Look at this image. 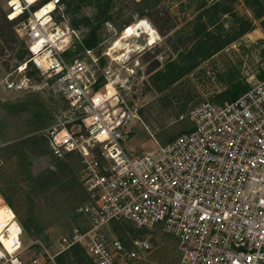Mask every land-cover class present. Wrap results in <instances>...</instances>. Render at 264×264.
Here are the masks:
<instances>
[{
	"label": "built area",
	"instance_id": "2783aa9c",
	"mask_svg": "<svg viewBox=\"0 0 264 264\" xmlns=\"http://www.w3.org/2000/svg\"><path fill=\"white\" fill-rule=\"evenodd\" d=\"M8 8L6 18L16 21L27 57L6 74L3 87L32 88L30 64L45 78L48 93L65 102L64 115L43 136L53 158L78 157L84 198L73 213L84 226L62 236L57 253L44 250L29 263L21 256L19 230L10 250L0 244V264H41L43 254L56 264L72 247L93 264H132L152 245L143 237L125 244L102 233L119 221L172 237L177 264H264V60L242 94L222 104L199 103L189 112L190 130L164 145L153 139L155 151L133 155L126 142L139 117L114 86L109 94L100 60H122L126 74L135 75L136 54L151 47L146 35L129 36V53L113 50L114 43L97 53L82 45L64 18L63 0H18ZM142 37L146 42L139 44ZM1 204L8 206L2 198Z\"/></svg>",
	"mask_w": 264,
	"mask_h": 264
},
{
	"label": "rangeland",
	"instance_id": "374dc122",
	"mask_svg": "<svg viewBox=\"0 0 264 264\" xmlns=\"http://www.w3.org/2000/svg\"><path fill=\"white\" fill-rule=\"evenodd\" d=\"M9 2L0 0V198L14 214L21 230V256L29 263L44 250L57 253L59 239L84 226L73 213L84 194L78 157L53 158L43 136L64 115L65 102L48 93L45 78L30 64L26 75L32 88L3 87L6 74L27 57L24 41L14 30L16 21L5 22ZM63 6L64 18L82 45L97 53L140 19L160 37L136 54L137 73L131 77L124 61L100 60L106 80L139 117L131 122L126 142L133 155L153 152L155 141L164 145L190 130L188 115L199 103L222 104L242 94L264 60V0H63ZM145 42L144 37L138 41ZM102 233L125 244L142 237L151 242V250L132 264L178 262L174 239L158 228L119 221L102 227ZM43 256L39 262L48 264ZM54 261L93 264L80 247Z\"/></svg>",
	"mask_w": 264,
	"mask_h": 264
},
{
	"label": "bare ground",
	"instance_id": "6f19581e",
	"mask_svg": "<svg viewBox=\"0 0 264 264\" xmlns=\"http://www.w3.org/2000/svg\"><path fill=\"white\" fill-rule=\"evenodd\" d=\"M18 0H10V4L16 3ZM27 1V0H26ZM50 5V4H49ZM47 6L48 9L51 7ZM18 15V11H15L11 14V18H15ZM149 22L144 19H140L136 21L128 30L127 32H123L121 37H118L114 40L113 50L125 48L127 53L131 52L129 46L126 45L128 38L130 35H137V34H144L147 37V45L153 46L156 44L158 38L153 30V28L148 24ZM109 94L114 93L113 82L109 81L106 86ZM2 227L6 228V232L3 233ZM20 228L14 222V214L12 210L5 206L4 204L0 205V244L5 250H10V243L12 239L19 233ZM5 234V235H4ZM7 234V235H6Z\"/></svg>",
	"mask_w": 264,
	"mask_h": 264
},
{
	"label": "snow or ice",
	"instance_id": "6c2138e0",
	"mask_svg": "<svg viewBox=\"0 0 264 264\" xmlns=\"http://www.w3.org/2000/svg\"><path fill=\"white\" fill-rule=\"evenodd\" d=\"M13 2H15V0H13ZM28 3H32L33 0H27ZM49 7H51V5H49Z\"/></svg>",
	"mask_w": 264,
	"mask_h": 264
},
{
	"label": "trees",
	"instance_id": "16d2710c",
	"mask_svg": "<svg viewBox=\"0 0 264 264\" xmlns=\"http://www.w3.org/2000/svg\"><path fill=\"white\" fill-rule=\"evenodd\" d=\"M3 20H5V18H4ZM5 22L8 23V24H10V23L12 24V22H10V21L8 22V21L5 20ZM11 24H10V25H11Z\"/></svg>",
	"mask_w": 264,
	"mask_h": 264
}]
</instances>
